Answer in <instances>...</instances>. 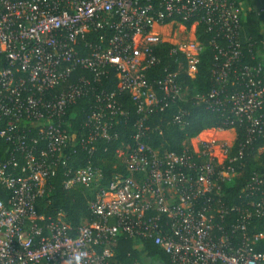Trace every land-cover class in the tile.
Instances as JSON below:
<instances>
[{"label":"built area","instance_id":"2783aa9c","mask_svg":"<svg viewBox=\"0 0 264 264\" xmlns=\"http://www.w3.org/2000/svg\"><path fill=\"white\" fill-rule=\"evenodd\" d=\"M259 1L254 10L250 0H0V142L5 144L0 264H264V252L257 250L264 228L249 229L252 219L264 220V158L242 186L240 202L222 199L223 185L242 167L236 162L244 146L264 140V0ZM249 10L260 17L257 64L243 61L242 50L250 46L244 30ZM199 24L213 33L216 60L213 85L198 101L224 114L229 125L200 133L233 136L200 138L199 133L181 153L160 152L140 142L142 123L183 98L177 76L182 66L191 78L197 73ZM163 44L176 66L164 65L159 78L149 79L159 62L155 49ZM77 70L90 71L92 81L71 80ZM109 73L141 118L135 144L115 152L126 176L100 184L99 171L90 166L66 171L64 188L98 187L89 202L97 219L74 228L59 214H38L35 203L52 171V156L63 157L70 137L66 108ZM95 102L84 123L90 128L84 148L92 149L98 138L109 140L115 117L124 114L114 91H99ZM185 115L179 108L172 122L183 125ZM237 126L243 127L245 142L233 155ZM262 152L264 141L257 148ZM122 236L133 241L138 259L115 258L113 245ZM142 239H151L167 262L147 257Z\"/></svg>","mask_w":264,"mask_h":264},{"label":"trees","instance_id":"16d2710c","mask_svg":"<svg viewBox=\"0 0 264 264\" xmlns=\"http://www.w3.org/2000/svg\"><path fill=\"white\" fill-rule=\"evenodd\" d=\"M248 4L249 0H241ZM189 25V24H187ZM245 34L249 37L250 46L243 48V61L248 64H257L260 57H255L256 52L261 50L260 41V17L252 10L246 12L244 17ZM92 35H96L94 32ZM196 37L202 46L197 64V73L191 78L187 76L185 68L179 69L177 81L184 87L183 98L172 103L162 112L150 114L143 120L142 126L145 130L144 136L140 142L159 150L160 152L171 151L181 153L184 145L190 138L196 137L200 132L207 129L226 130L229 125L224 124V114L206 110L203 103L198 98L205 95L212 87L213 80L211 67L215 62V51L211 44L213 33L208 32L205 25L199 24L196 28ZM168 44L156 47L155 52L159 62L155 68L148 72L149 79L159 78L161 69L164 65H170L175 68L172 57L168 56ZM250 49V53L247 50ZM112 72V71H111ZM79 76H85L92 81V73L88 70H77L71 80ZM95 89L87 96L79 98L75 103L66 108L64 116V127L69 134L68 143L63 151L65 165L61 162L62 158L56 160V155L52 156L54 162L52 171L45 181L43 193L36 200L37 213L43 217L55 218L58 214L70 226L76 228L81 222L94 221L97 217L90 211L89 202L95 199L98 187L74 186L64 188L63 181L66 178V171L74 173L80 168L90 166L96 169L100 174V184H104L115 178H121L127 175L124 164L115 156L118 148L132 147L135 144L136 128L135 123L141 118L136 112L133 100L126 91H120L117 87V79L113 73L106 74L100 79L99 83L91 82ZM115 92V98L124 114L115 117L109 140L96 139L85 148L83 141L90 134V128L85 126L87 115L95 107V95L99 91ZM59 89H55L51 94H55ZM181 108L186 111L184 124L179 125L172 122L173 115ZM109 114V111H107ZM236 138L232 148V154H236L237 147L245 142V131L243 127H235ZM263 139L257 138L253 142L246 144L243 149V155L238 158L237 165L241 163L240 169L232 180L223 185L225 196L223 202L228 204L238 203L242 200L240 190L249 180L253 171L257 170L260 161L264 158V152L257 153V148L263 143ZM43 148L44 145L40 144ZM5 144L0 142V151L4 150ZM99 186V185H98ZM5 195L0 187V197ZM250 231H261L264 228V220L254 218L250 222ZM142 246L146 256L151 259H160L167 262L166 254L153 243L151 239H142ZM115 258L121 262L138 259L137 251L133 248V241L128 237H121L113 245ZM264 252V241L257 248ZM129 254V255H128Z\"/></svg>","mask_w":264,"mask_h":264},{"label":"rangeland","instance_id":"374dc122","mask_svg":"<svg viewBox=\"0 0 264 264\" xmlns=\"http://www.w3.org/2000/svg\"><path fill=\"white\" fill-rule=\"evenodd\" d=\"M233 136L232 132L231 131H224V132H218V131H207L205 133H200V136L198 135V137L200 138H206V137H209V136H214V137H217V138H221V139H227L229 138L230 136ZM232 138V137H230ZM195 140H193L192 143H196L197 141V136L196 138H194Z\"/></svg>","mask_w":264,"mask_h":264},{"label":"crops","instance_id":"0c3cea01","mask_svg":"<svg viewBox=\"0 0 264 264\" xmlns=\"http://www.w3.org/2000/svg\"><path fill=\"white\" fill-rule=\"evenodd\" d=\"M251 7L254 10H258L260 6V1L259 0H250Z\"/></svg>","mask_w":264,"mask_h":264}]
</instances>
